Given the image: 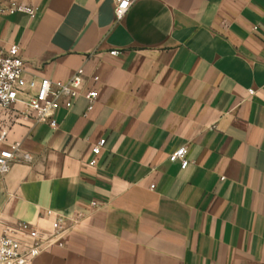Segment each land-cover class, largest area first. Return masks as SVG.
I'll return each mask as SVG.
<instances>
[{
    "label": "crops",
    "instance_id": "obj_1",
    "mask_svg": "<svg viewBox=\"0 0 264 264\" xmlns=\"http://www.w3.org/2000/svg\"><path fill=\"white\" fill-rule=\"evenodd\" d=\"M14 4L38 10L0 12V47L20 48L26 80L83 68L85 84L55 128L0 109V149L22 144L0 182V235L48 233L59 216L61 246L34 264H264V0H136L120 23L114 0L0 8ZM180 147L186 169L169 160Z\"/></svg>",
    "mask_w": 264,
    "mask_h": 264
},
{
    "label": "built area",
    "instance_id": "obj_2",
    "mask_svg": "<svg viewBox=\"0 0 264 264\" xmlns=\"http://www.w3.org/2000/svg\"><path fill=\"white\" fill-rule=\"evenodd\" d=\"M136 0H114V13L117 23L122 22ZM3 0H0V4ZM0 12L9 14L24 13L35 18L38 10L25 5H11L0 8ZM117 55V52H112ZM98 81V77L94 78ZM85 84V71L83 68L77 70L69 81H51L50 79L26 80L25 64L20 55V48L16 45L8 50L0 47V109L11 111L18 104H22L25 111L22 114L27 117L35 115L38 123H47L51 127H57L55 114L61 108L70 110L75 100L81 95ZM252 93V91H251ZM88 101L87 112L94 109L98 92L88 90L85 93ZM10 130L0 121V143L7 142ZM106 140H101L92 148V154L97 158ZM22 144L14 142L0 149V182L12 169L15 162L19 160ZM93 159L91 166L97 164ZM30 160L25 154L22 158ZM171 162H180L181 168L186 169L190 162L187 147H180L169 156ZM96 205V204H94ZM49 217L54 216L48 211ZM64 219L56 217L52 222V230L42 233L27 222H19L15 226L5 227L0 235V264H34V261L45 251L61 246L59 233L62 230Z\"/></svg>",
    "mask_w": 264,
    "mask_h": 264
}]
</instances>
